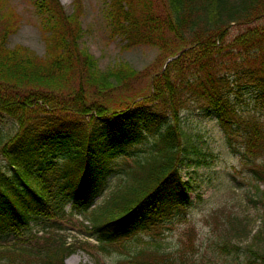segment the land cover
I'll return each instance as SVG.
<instances>
[{"label":"trees","instance_id":"trees-1","mask_svg":"<svg viewBox=\"0 0 264 264\" xmlns=\"http://www.w3.org/2000/svg\"><path fill=\"white\" fill-rule=\"evenodd\" d=\"M107 1L112 34L164 54L145 94L122 96L134 71H102L80 47V0L70 14L59 0H31L46 41L41 58L7 47L19 18L0 15V125L13 119L17 128L0 133L8 168H0V264H63L75 252L68 231L93 239L100 256L118 253L114 264H200L192 251L171 257L161 244L193 205L181 170H210L214 159L200 132L184 133L185 98L208 103L264 200V0ZM229 75L245 81L238 95L251 88L260 114L227 96ZM72 217L90 229L66 226ZM245 264H264V252Z\"/></svg>","mask_w":264,"mask_h":264},{"label":"rangeland","instance_id":"rangeland-1","mask_svg":"<svg viewBox=\"0 0 264 264\" xmlns=\"http://www.w3.org/2000/svg\"><path fill=\"white\" fill-rule=\"evenodd\" d=\"M73 1L59 0L67 14L73 10ZM80 1L83 30L80 47L93 56L102 71L120 65L134 71L133 79L125 85L127 90L122 96L145 94L149 90L150 79L162 70L164 54L146 45L128 48L124 40L112 34L106 17L107 0ZM10 10L19 20L16 31L8 38L7 47L21 46L37 57H43L46 41L31 0H0V15ZM224 83L227 96L243 113L262 112L260 100L253 95L251 88L241 89L237 94V90L243 88L244 80L229 75ZM207 104L202 99L190 97L185 98L179 109L185 135L200 132L205 142L204 149L212 153L214 159H208L207 167L211 171L205 167H184L181 170L182 179L192 182L193 190L189 196L193 205L184 221L173 224L164 232L162 252L176 257L178 251H192L194 259H202L200 264H245L251 252H264V200L260 194L263 187H257L256 182L243 171L238 156L227 149L224 135ZM16 130L13 119L4 120L0 125L3 136L13 135ZM2 142L0 136V144ZM1 167L4 171L8 169L2 157ZM111 191L112 188L98 197L95 206L101 205ZM66 226L79 230L91 227L79 217L70 218ZM43 236L41 231L37 233V237ZM88 240L77 232L68 231L66 242L74 246L75 252L67 256L63 264H114L117 261L118 253L100 256L91 249L93 239ZM81 242L90 243L86 247L81 246Z\"/></svg>","mask_w":264,"mask_h":264}]
</instances>
